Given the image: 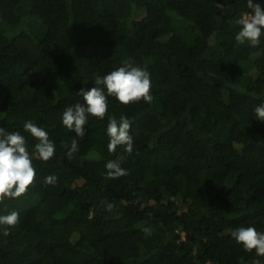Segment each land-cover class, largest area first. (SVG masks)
Masks as SVG:
<instances>
[{
    "label": "trees",
    "instance_id": "obj_1",
    "mask_svg": "<svg viewBox=\"0 0 264 264\" xmlns=\"http://www.w3.org/2000/svg\"><path fill=\"white\" fill-rule=\"evenodd\" d=\"M249 11L247 0H0V127L32 120L56 143L34 160L28 192L0 204L20 212L0 264H264L230 235L264 231V122L253 117L264 36L234 39ZM125 60L149 71L153 97L109 98V114L132 123L131 155L109 153L107 116L90 117L82 139L60 122L94 75ZM109 160L127 175L107 179Z\"/></svg>",
    "mask_w": 264,
    "mask_h": 264
},
{
    "label": "clouds",
    "instance_id": "obj_2",
    "mask_svg": "<svg viewBox=\"0 0 264 264\" xmlns=\"http://www.w3.org/2000/svg\"><path fill=\"white\" fill-rule=\"evenodd\" d=\"M249 12L243 13L235 24L239 30L234 39L237 44L256 47L264 36V0H247ZM92 81L94 87L81 88L76 95L83 98L84 103L69 104L64 108L60 116L63 127L76 137L83 138L86 134L85 125L90 117L101 121L107 116L106 135L108 137L107 149L109 153H115L119 146L123 151L131 155L134 151V139L131 133L132 123L129 118L121 114L119 118L115 114H109V98H114L121 105H129L134 102L144 101L151 103V74L146 68L135 66L125 60L122 66L104 75H94ZM253 117L264 122V102L253 109ZM22 133H27L25 136ZM29 138L36 143L31 145ZM79 150L77 139H72L67 152L69 159ZM56 152V143L50 138V132L32 120L23 122L22 131L0 127V204L9 199H17L25 195L30 186H33L38 175L34 160L39 159L48 162ZM106 178L118 179L127 175V169L123 168L118 160H109L105 163ZM58 180L56 175L44 177L45 185H55ZM111 210L113 205L107 204ZM20 219V212L11 211L0 214V235L9 236ZM146 235H151L149 227H143ZM231 238L243 247L245 251L255 255L264 256V231H258L255 226L238 227L231 231Z\"/></svg>",
    "mask_w": 264,
    "mask_h": 264
}]
</instances>
